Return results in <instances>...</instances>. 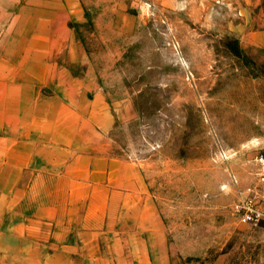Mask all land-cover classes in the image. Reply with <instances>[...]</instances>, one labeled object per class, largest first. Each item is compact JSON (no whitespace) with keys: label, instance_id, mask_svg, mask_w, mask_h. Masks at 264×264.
<instances>
[{"label":"rangeland","instance_id":"obj_1","mask_svg":"<svg viewBox=\"0 0 264 264\" xmlns=\"http://www.w3.org/2000/svg\"><path fill=\"white\" fill-rule=\"evenodd\" d=\"M64 1L0 0L2 259L70 249L109 187L144 192L172 264H264L231 207L264 153V0H75L76 45L42 56L21 31Z\"/></svg>","mask_w":264,"mask_h":264},{"label":"crops","instance_id":"obj_2","mask_svg":"<svg viewBox=\"0 0 264 264\" xmlns=\"http://www.w3.org/2000/svg\"><path fill=\"white\" fill-rule=\"evenodd\" d=\"M76 8L75 0H65L58 10L51 11L47 6L42 11L45 19L29 23L32 28L21 31L23 38L31 40L28 46L40 48L42 56H48L51 48L61 49L64 41L73 42L74 48L76 38L70 24ZM59 12L62 21H51L50 15ZM34 40L37 42L33 43ZM42 64L49 65V62L43 60ZM92 160L95 168L106 172L114 166V160L109 157ZM100 178L101 184H113L114 176ZM102 189L97 206L88 203L74 208L73 204V209L67 213L74 216L71 223L74 242L70 249H60L57 255L43 256V259H28V255L26 259H2L0 245V264H172L170 257L163 253L159 215L147 205L144 192Z\"/></svg>","mask_w":264,"mask_h":264},{"label":"built area","instance_id":"obj_3","mask_svg":"<svg viewBox=\"0 0 264 264\" xmlns=\"http://www.w3.org/2000/svg\"><path fill=\"white\" fill-rule=\"evenodd\" d=\"M256 181L244 190H237L232 212L239 223L264 229V153L256 156ZM238 184L237 179H233Z\"/></svg>","mask_w":264,"mask_h":264}]
</instances>
